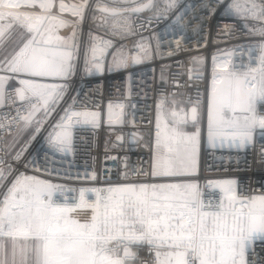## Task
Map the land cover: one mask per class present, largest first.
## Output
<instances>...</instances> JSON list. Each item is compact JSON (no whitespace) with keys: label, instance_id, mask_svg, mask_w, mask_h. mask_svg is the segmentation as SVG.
Here are the masks:
<instances>
[{"label":"snow or ice","instance_id":"6c2138e0","mask_svg":"<svg viewBox=\"0 0 264 264\" xmlns=\"http://www.w3.org/2000/svg\"><path fill=\"white\" fill-rule=\"evenodd\" d=\"M112 2L132 6L109 8L98 2L96 10L105 14V23L109 17L123 16V22L113 26L125 36L135 34L125 13L138 15L155 7V0ZM177 3L178 0H165V7L156 19H164ZM214 3L224 5L226 16L256 21L258 26L250 31L264 37V0H231L228 4L214 0ZM88 4L89 0L71 5L64 0L58 4L56 0H0V73H4L0 75V108L19 102L16 115L7 126L15 123L19 127L23 122L21 131L30 128L33 131L14 155L0 148V187L14 172L6 158L21 162L31 140L67 91L65 83L44 81H66L74 74L79 51L76 27L69 37L60 36L59 31L73 26L64 13L76 17L78 25ZM204 7L215 12L211 4ZM186 14L181 11L175 15L171 25L183 29ZM92 39L94 42L84 53L86 72L90 74L92 68L102 71L109 55V71L128 67L129 58L123 46L110 53L111 40ZM162 39V35L156 37L157 48ZM257 47L259 54L253 55ZM135 48L145 57L151 54L150 45L138 43ZM247 50L249 63L232 64L231 70L228 67L231 61L216 65L213 57L215 67L207 99L209 147L227 144L248 149L255 137L264 139V43ZM131 62L140 63V57L133 56ZM216 67L222 71H216ZM12 80H17L19 87L9 90ZM167 103L162 100L157 105L151 171L134 169L167 182L80 188L78 199L60 201L55 197L57 193L63 194L64 186L17 172L0 193V264H147L139 256L145 249L152 258L151 264H264L252 260L257 245L264 248V194H242L237 191L235 180H224L206 185L220 196L216 201L205 200L200 185L186 179L195 173L197 166L198 108L192 107L189 114L184 108L177 110V101H171L172 107L168 109ZM123 108L122 104H116L119 111H115L109 103V123L122 122ZM100 115L94 111H75L70 104L46 137L48 148L70 153L73 127H96ZM189 124L194 131L187 130ZM5 127L0 123V128ZM29 165L40 171L35 161L29 160L24 167ZM83 210H90L91 214L82 221L74 213Z\"/></svg>","mask_w":264,"mask_h":264},{"label":"built area","instance_id":"2783aa9c","mask_svg":"<svg viewBox=\"0 0 264 264\" xmlns=\"http://www.w3.org/2000/svg\"><path fill=\"white\" fill-rule=\"evenodd\" d=\"M98 2L100 6L109 8L132 6L114 4L112 0H89L83 21L78 25L76 23L79 28V51L74 74L66 81L57 82L67 84V91L35 134V139L31 140L21 162L6 158V163H12L14 172L5 181L4 187H0V193L4 192L17 172H26L64 186L63 194L57 193L55 197L60 201L65 198L69 201L78 199L80 188L154 183L157 179L140 174L139 171L134 172V169L151 171L157 105L166 100L169 102L165 105L167 109L171 101L179 99L189 114L192 107H197L199 114L202 106L207 108L215 67L213 57H216V65L231 61L228 65L231 70L232 64H240L241 61L249 63L248 47L264 43V37L253 35L250 31L258 26L256 21L226 16L224 5L217 6L214 0H178L177 7L161 20H157L156 15L165 7V0H155V7L150 11L146 10L138 15L124 14L128 17L131 31L135 33L127 36L113 26L122 23L124 17H109L105 23V14L96 10ZM224 3H231V0H224ZM206 4H211L215 12L205 8ZM181 11L187 13L182 21L183 29L171 25L172 19ZM158 35L163 36L159 48L156 43ZM93 37L111 40L113 47L109 49L110 53L123 46V51L129 58L128 67L109 71V55L102 71L97 72L92 68L90 74L86 72L84 53L94 42ZM138 43L150 45L149 57L135 48ZM258 54L257 47L253 55ZM137 55L141 62L133 65L131 58ZM216 71H222V68L216 67ZM15 87H19V84L8 85L9 90ZM109 103L113 104L115 111H119L115 109L116 104L124 106L121 123H109ZM70 104L75 111L99 112L101 115L98 126L75 125L72 129L73 150L67 154L53 152L48 148L46 137ZM18 106L19 102L11 107L0 108V123L6 125L5 128H0V148L7 151L9 139L17 136L23 125L21 122L19 127L15 123L7 126L16 115L15 108ZM40 115L41 113L37 114L38 117ZM28 140L29 138L24 139L16 151ZM29 160L35 161L40 171H34L31 165L25 168L24 164ZM125 173L127 179H124ZM187 178H192L200 185L205 200L216 201L220 196L218 191L207 188L206 185L224 180H235L237 191L242 194H264V139L255 137L253 145L248 149H236L228 145L213 148L203 144L198 167ZM139 256L141 260L151 264L152 258L146 249L140 251ZM252 260L264 261V248L257 245Z\"/></svg>","mask_w":264,"mask_h":264},{"label":"rangeland","instance_id":"374dc122","mask_svg":"<svg viewBox=\"0 0 264 264\" xmlns=\"http://www.w3.org/2000/svg\"><path fill=\"white\" fill-rule=\"evenodd\" d=\"M57 4L59 3V0L56 1ZM66 4H73V3H69V2H65ZM69 13V12H68ZM77 20V18H75ZM77 28V34L79 32V28ZM172 105L170 104L169 105V108H171ZM186 106H184L180 101H178V104H177V110H179L180 108H184L185 109ZM168 109V108H167ZM199 120H200V123H199V127H200V146H199V152H198V157H197V166H196V169L198 167V163H199V158H200V151H201V146H202V143H203V139L205 137V139L207 138V108L205 106H202L199 110ZM23 128V127H22ZM189 132L191 131H194L195 129H193L191 127V124H189V127L187 129ZM24 131H21L19 132V134L17 136H14V137H11L8 141V151L12 153V155L15 154L18 146L21 144V142L24 140L23 138L26 137L25 136H22L21 133H23ZM14 145V146H13ZM30 175V174H28ZM42 179V178H40ZM186 179H189V180H193L192 178H186ZM45 180V179H44ZM53 183V182H52ZM90 212H88L87 210H83V211H77L76 213H74V215L81 219L82 221L87 219L90 215H89Z\"/></svg>","mask_w":264,"mask_h":264},{"label":"crops","instance_id":"0c3cea01","mask_svg":"<svg viewBox=\"0 0 264 264\" xmlns=\"http://www.w3.org/2000/svg\"><path fill=\"white\" fill-rule=\"evenodd\" d=\"M64 2H67L66 0H64ZM25 11H27V9H24ZM64 15V18L66 19V20H69V21H72L73 22V26L72 27H66V28H62V29H60V31H59V35L60 36H63V37H69L70 35H71V33H72V31H73V27H76V23H77V20L75 19L76 17H73L70 13H68V12H66V13H64L63 14ZM77 38H78V34H77V28H76V40H77ZM4 73H0V75H3ZM44 82H47V83H57L58 81H52V80H46V81H44ZM18 84V82H17V80H12V81H9V84L8 85H17ZM179 101V99H177V102ZM181 102V101H180ZM168 108V107H167ZM22 127H23V125H22ZM22 127H21V129H22ZM32 133H33V131H32V129L30 128V129H28L27 131H24L23 133H21L22 134V136H25L26 135V137H24L23 139H26V138H29L31 135H32ZM204 141H203V143H202V146H203V144H207V138L205 139V137H204V139H203ZM208 145V144H207ZM227 144H225L224 146H226ZM201 146V147H202ZM216 147H221L219 144H217V146ZM193 182H195V180H192ZM162 182H167V181H165V180H160V179H157L154 183H162Z\"/></svg>","mask_w":264,"mask_h":264},{"label":"bare ground","instance_id":"6f19581e","mask_svg":"<svg viewBox=\"0 0 264 264\" xmlns=\"http://www.w3.org/2000/svg\"><path fill=\"white\" fill-rule=\"evenodd\" d=\"M31 175V174H30Z\"/></svg>","mask_w":264,"mask_h":264}]
</instances>
